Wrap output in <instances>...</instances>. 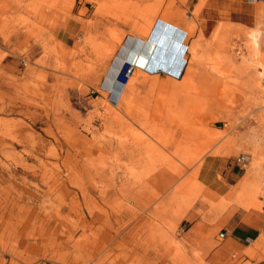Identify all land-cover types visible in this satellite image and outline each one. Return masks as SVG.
Returning <instances> with one entry per match:
<instances>
[{"label":"rangeland","instance_id":"rangeland-1","mask_svg":"<svg viewBox=\"0 0 264 264\" xmlns=\"http://www.w3.org/2000/svg\"><path fill=\"white\" fill-rule=\"evenodd\" d=\"M199 1L0 0V137L28 134L0 144V264H264V75L223 58L253 56L258 26L264 50V0ZM172 9L199 65L109 103L121 45Z\"/></svg>","mask_w":264,"mask_h":264},{"label":"bare ground","instance_id":"bare-ground-1","mask_svg":"<svg viewBox=\"0 0 264 264\" xmlns=\"http://www.w3.org/2000/svg\"><path fill=\"white\" fill-rule=\"evenodd\" d=\"M249 1L255 3L258 0ZM198 3L197 5H199V7L197 6V10L200 11V9L204 7L206 0H202L200 4ZM172 10H170L169 12L172 15H168V18H170L172 22L164 19H159V21L154 23L153 25L152 21L148 22V20L142 24L136 23V26L142 29L143 32L147 34L149 33L150 37L143 38L141 36V39L135 35L129 36L127 41L123 45H121L120 50L112 59V62L110 63L105 73L101 87L106 89H112L117 96L116 102L124 99L126 96L128 97V94L135 90L136 85H144L148 82L149 74L146 73L145 70L156 71V69H159V71L164 70L166 72L174 74L176 77H180V74L183 75V72L185 70L191 71L199 65L198 48L200 46L201 41L199 40L198 42V38H196L190 42V39L196 32V26L187 22L188 17L192 18V15L186 12H179L176 9ZM193 12H195V9H193ZM152 18L153 15L150 16V19ZM184 22L186 24H184ZM183 26L187 27L182 28ZM260 29L261 27L258 26L255 30L247 32L250 33V39H248L250 40L249 47L251 48V53L254 50L256 51L253 56H248L246 59H243V62L237 63L238 59L235 58L236 56H233L234 53L228 54V52H224L223 54V58L225 59V62L228 63V67L230 68V70L241 71L244 76L247 77V81L251 83L250 85L253 87L254 91H258L261 87V83L258 81V75L256 72L258 68H260L261 73L264 75V70H261V68H264V61L262 62V59L264 58V50L263 48L260 49V43L258 38V32L261 31ZM180 30H183L184 32L183 37H180ZM238 30L240 31V29ZM116 40L118 42L121 41L119 37ZM212 40L213 45H220L219 41H221L222 45H226L227 41H229V33L224 30L223 25H220L219 28L216 29L213 34ZM220 47L222 50L223 48H225L221 45ZM259 50H261V54L263 55V57H261L262 59L257 53V51ZM237 51L238 53H240V50ZM126 61H130L136 64L139 68L136 69V71L127 83L119 84L117 81V76L122 64ZM166 65L169 66V70H166L168 69V67H165ZM252 68L255 70V72H253L254 70ZM171 71H176L178 73L176 75ZM153 78L154 79H152V84H156L159 79L155 77ZM262 80H264V77H262ZM2 109L6 110L7 106L4 107V104L2 106L0 105V111H2ZM27 135L28 134L24 135L22 130L15 131L10 135L1 136L0 144L4 148L13 149L15 148V142L25 143V138L27 137ZM255 172L256 171L254 167L250 168L248 172L244 175L239 187L244 189L245 186L253 182L256 178ZM261 186H264L263 182L261 183ZM256 215L254 216V218L256 217ZM256 245H258V242L256 243Z\"/></svg>","mask_w":264,"mask_h":264},{"label":"built area","instance_id":"built-area-1","mask_svg":"<svg viewBox=\"0 0 264 264\" xmlns=\"http://www.w3.org/2000/svg\"><path fill=\"white\" fill-rule=\"evenodd\" d=\"M137 68L139 67L130 61L124 62L117 76L118 83L119 84L127 83ZM163 74H166V73H163ZM101 89L107 93V99L109 103L115 104L116 99H117L116 93L112 89H106V88H101Z\"/></svg>","mask_w":264,"mask_h":264}]
</instances>
